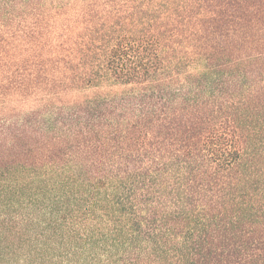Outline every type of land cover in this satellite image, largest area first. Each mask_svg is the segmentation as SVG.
<instances>
[{
  "label": "trees",
  "instance_id": "obj_1",
  "mask_svg": "<svg viewBox=\"0 0 264 264\" xmlns=\"http://www.w3.org/2000/svg\"><path fill=\"white\" fill-rule=\"evenodd\" d=\"M0 264H264V0H0Z\"/></svg>",
  "mask_w": 264,
  "mask_h": 264
},
{
  "label": "rangeland",
  "instance_id": "obj_2",
  "mask_svg": "<svg viewBox=\"0 0 264 264\" xmlns=\"http://www.w3.org/2000/svg\"><path fill=\"white\" fill-rule=\"evenodd\" d=\"M186 52L184 50H181L180 52H177L176 54L173 53L172 49L168 50V59L170 60L168 62V68L166 72H163L159 78H161L162 82H165L166 84H170V91H172L173 93L176 92L177 89H180L183 96H188L189 94H193L194 93V89L195 88H202L203 84H207V85H212V84H217V81L215 82V79L220 76V75H225V70H222L217 73V72H213L211 73L209 76H206L203 74V69L201 67V63H196L194 64V66L191 65V62H189V59L184 60L186 58ZM227 50L225 47L222 48V50L220 51V56L221 59L220 60H224L227 58ZM179 57H183V61H184V65H179V67L181 66L180 70L178 69V67L175 66V58H179ZM174 80V83H172ZM128 87H122V86H116L113 85L111 82H107L103 81L101 83L98 84V86H92V87H88V89L86 91L83 92V94L87 95V94H92L93 92L99 91V92H120L125 90ZM135 88H133L134 90ZM215 89V88H214ZM151 90V88H148V90H145V92H149ZM204 90V89H202ZM142 92H144V89H135L132 93V95H139V94H143ZM149 94V93H148ZM155 100H157V105H161L164 106V102L165 100L167 101V97L165 98H161L160 95L154 97ZM169 100H172V98H168ZM183 99V98H181ZM163 102V103H162Z\"/></svg>",
  "mask_w": 264,
  "mask_h": 264
}]
</instances>
